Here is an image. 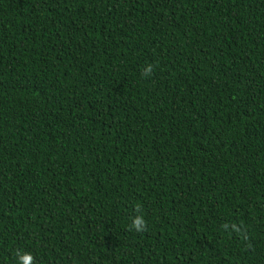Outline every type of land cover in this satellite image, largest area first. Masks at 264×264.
Here are the masks:
<instances>
[{
    "label": "trees",
    "instance_id": "trees-1",
    "mask_svg": "<svg viewBox=\"0 0 264 264\" xmlns=\"http://www.w3.org/2000/svg\"><path fill=\"white\" fill-rule=\"evenodd\" d=\"M17 253L264 264V0H0V264Z\"/></svg>",
    "mask_w": 264,
    "mask_h": 264
},
{
    "label": "clouds",
    "instance_id": "clouds-1",
    "mask_svg": "<svg viewBox=\"0 0 264 264\" xmlns=\"http://www.w3.org/2000/svg\"><path fill=\"white\" fill-rule=\"evenodd\" d=\"M150 71H151L150 66H145L144 68L145 75L149 74ZM145 227H146V222L143 216L137 215L131 219L130 228L133 231L139 232L144 230ZM25 257H27L28 259L25 260ZM30 259L31 257L28 254H21V253L16 254V264H29Z\"/></svg>",
    "mask_w": 264,
    "mask_h": 264
}]
</instances>
